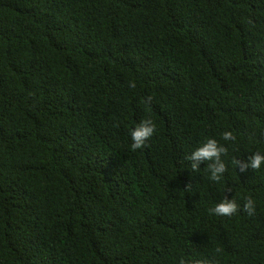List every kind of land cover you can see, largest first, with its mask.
<instances>
[{"label":"trees","instance_id":"1","mask_svg":"<svg viewBox=\"0 0 264 264\" xmlns=\"http://www.w3.org/2000/svg\"><path fill=\"white\" fill-rule=\"evenodd\" d=\"M208 138L220 182L186 159ZM256 151L264 0H0V264H264Z\"/></svg>","mask_w":264,"mask_h":264},{"label":"clouds","instance_id":"2","mask_svg":"<svg viewBox=\"0 0 264 264\" xmlns=\"http://www.w3.org/2000/svg\"><path fill=\"white\" fill-rule=\"evenodd\" d=\"M136 84L134 81L129 83V87L135 88ZM151 97L145 102H150ZM156 132V124L152 119H145L141 121L132 131H131V149L133 151L144 148L147 146V141ZM21 133L10 132L8 133V147L10 151L14 150V146ZM224 141H234L236 139L235 134L232 131H225L222 134ZM228 153V148L217 141L215 138H208L203 144L197 147L194 151L186 157L188 161L191 162V171L199 172L200 164L202 162H207V170L210 174V180L214 182H220L223 175L227 172V166L222 159V156H226ZM236 168L238 167L240 172H245L249 168L252 170H259L262 165H264V152L256 151L252 153L247 160L235 159L232 162ZM192 185L188 184L186 186L187 191H191ZM241 210V205L237 203L235 199H229L227 196L224 197L220 202L215 204V206L209 211L220 216H232ZM242 210L246 212L249 216L255 214L256 205L255 201L251 197H247L242 205ZM180 264H185V261L181 260ZM193 264H213L212 261L198 260L194 261Z\"/></svg>","mask_w":264,"mask_h":264}]
</instances>
